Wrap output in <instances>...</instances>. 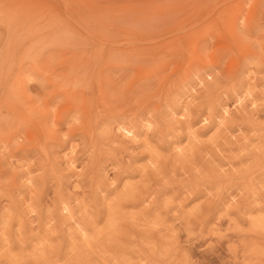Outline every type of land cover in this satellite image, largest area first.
Instances as JSON below:
<instances>
[{
	"label": "rangeland",
	"instance_id": "374dc122",
	"mask_svg": "<svg viewBox=\"0 0 264 264\" xmlns=\"http://www.w3.org/2000/svg\"><path fill=\"white\" fill-rule=\"evenodd\" d=\"M0 264H264V0H0Z\"/></svg>",
	"mask_w": 264,
	"mask_h": 264
},
{
	"label": "bare ground",
	"instance_id": "6f19581e",
	"mask_svg": "<svg viewBox=\"0 0 264 264\" xmlns=\"http://www.w3.org/2000/svg\"><path fill=\"white\" fill-rule=\"evenodd\" d=\"M40 72V71H39Z\"/></svg>",
	"mask_w": 264,
	"mask_h": 264
}]
</instances>
